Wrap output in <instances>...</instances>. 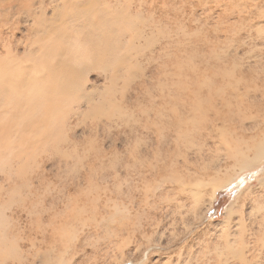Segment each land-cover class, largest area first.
I'll return each instance as SVG.
<instances>
[{
    "label": "rangeland",
    "instance_id": "374dc122",
    "mask_svg": "<svg viewBox=\"0 0 264 264\" xmlns=\"http://www.w3.org/2000/svg\"><path fill=\"white\" fill-rule=\"evenodd\" d=\"M0 80V264H264V0H0Z\"/></svg>",
    "mask_w": 264,
    "mask_h": 264
},
{
    "label": "bare ground",
    "instance_id": "6f19581e",
    "mask_svg": "<svg viewBox=\"0 0 264 264\" xmlns=\"http://www.w3.org/2000/svg\"><path fill=\"white\" fill-rule=\"evenodd\" d=\"M0 81H2V80H0ZM2 82H3V81H2ZM8 82H9V81H8ZM3 84H4V83H3ZM6 84H8V83H6ZM53 86H55V87L53 88V92L64 91L63 88L67 87V85H65V86H63L62 84L58 85V83H53ZM40 97H41V96H40ZM48 97H49V98H52L51 96H48ZM41 99H43V98H41ZM44 99H47V95H46V98H44ZM263 157H264V144H261V145L259 146V148H258V151H257L256 155H255V160H256V161H259V160L263 159Z\"/></svg>",
    "mask_w": 264,
    "mask_h": 264
},
{
    "label": "trees",
    "instance_id": "16d2710c",
    "mask_svg": "<svg viewBox=\"0 0 264 264\" xmlns=\"http://www.w3.org/2000/svg\"><path fill=\"white\" fill-rule=\"evenodd\" d=\"M219 196V195H218ZM217 203V202H216Z\"/></svg>",
    "mask_w": 264,
    "mask_h": 264
}]
</instances>
